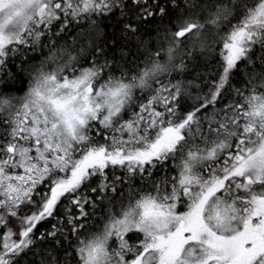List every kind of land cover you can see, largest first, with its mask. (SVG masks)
I'll use <instances>...</instances> for the list:
<instances>
[{
  "label": "snow or ice",
  "instance_id": "1",
  "mask_svg": "<svg viewBox=\"0 0 264 264\" xmlns=\"http://www.w3.org/2000/svg\"><path fill=\"white\" fill-rule=\"evenodd\" d=\"M0 264H264V0H0Z\"/></svg>",
  "mask_w": 264,
  "mask_h": 264
}]
</instances>
